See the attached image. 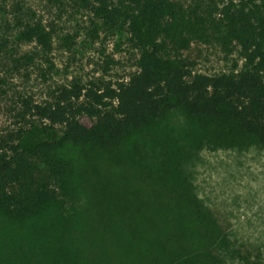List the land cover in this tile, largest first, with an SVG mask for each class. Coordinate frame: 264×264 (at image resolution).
Instances as JSON below:
<instances>
[{
    "label": "trees",
    "instance_id": "1",
    "mask_svg": "<svg viewBox=\"0 0 264 264\" xmlns=\"http://www.w3.org/2000/svg\"><path fill=\"white\" fill-rule=\"evenodd\" d=\"M95 1L96 18L126 28L137 71L117 82L56 84L40 101L19 97L22 124L0 140V218L18 228L0 236V264H257L177 172L204 149H264V0H224L222 8L215 0ZM20 25L18 41L36 50L0 61V92L22 66L50 61L52 29L39 19ZM210 37L239 45L244 67L196 73L184 52ZM172 113L191 127L182 140L169 137L158 175L132 174L120 147ZM70 146L82 152L88 208H76L78 174L63 154Z\"/></svg>",
    "mask_w": 264,
    "mask_h": 264
},
{
    "label": "rangeland",
    "instance_id": "2",
    "mask_svg": "<svg viewBox=\"0 0 264 264\" xmlns=\"http://www.w3.org/2000/svg\"><path fill=\"white\" fill-rule=\"evenodd\" d=\"M215 1L222 8L224 0ZM94 4L99 3L95 0H0V61L6 60L11 53L19 57L36 50L33 44L20 43L17 39L21 19L23 22L42 20L52 29L54 37L49 63L38 59L31 67L22 66L2 88L0 140L6 139L22 124L18 117L20 96H32L40 101L48 87L56 84L74 79L85 83L117 82L128 80L137 71L139 54L126 28L121 21L113 26L96 18L92 9ZM119 6V0H113L112 7ZM184 56L194 63L196 73L208 75L240 71L246 62L239 45L226 48L216 37L192 43ZM190 127L191 123L183 114L172 113L152 130L132 137L118 153L125 167L132 169V174H148L145 168H149L158 175L163 161L160 152L171 145L169 137L182 140ZM154 137L158 140L153 144ZM181 143L184 146L185 142ZM63 154L72 161L78 174L81 199L76 208H88L94 194L82 165V152L70 146L63 150ZM185 160L183 164L179 161L182 166L177 174L187 176L196 195L228 233L233 246L245 254L249 252L251 262L264 264V149L258 146L246 150L204 149ZM176 167L174 164L172 170ZM3 223L4 219L0 218V236L17 232L16 225ZM58 232L60 234V230ZM36 233L41 232L37 230ZM70 235L63 242L68 250L75 244L74 232ZM42 240L45 241V237ZM79 261L92 264L84 258ZM227 264L245 263L228 260Z\"/></svg>",
    "mask_w": 264,
    "mask_h": 264
}]
</instances>
